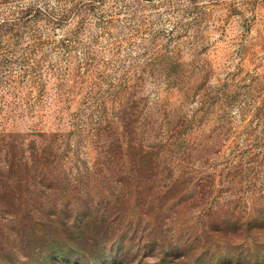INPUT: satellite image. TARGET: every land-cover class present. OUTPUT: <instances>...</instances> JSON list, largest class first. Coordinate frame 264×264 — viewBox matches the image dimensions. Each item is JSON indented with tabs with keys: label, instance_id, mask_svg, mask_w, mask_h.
<instances>
[{
	"label": "rangeland",
	"instance_id": "obj_1",
	"mask_svg": "<svg viewBox=\"0 0 264 264\" xmlns=\"http://www.w3.org/2000/svg\"><path fill=\"white\" fill-rule=\"evenodd\" d=\"M101 104L118 130L134 105L149 137L170 118L175 147L211 153L216 179L254 161L245 193L264 192V0H0V160L13 137L44 131L60 143L62 185L76 182L97 155L87 118ZM21 237L0 204V264H15ZM152 242L137 236L106 264L190 263Z\"/></svg>",
	"mask_w": 264,
	"mask_h": 264
},
{
	"label": "trees",
	"instance_id": "obj_2",
	"mask_svg": "<svg viewBox=\"0 0 264 264\" xmlns=\"http://www.w3.org/2000/svg\"><path fill=\"white\" fill-rule=\"evenodd\" d=\"M133 109L122 107L121 130L105 105L88 116L97 155L70 184L55 173L60 143L48 133L38 131L27 145L17 137L8 142L0 204L22 234L13 263L106 264L138 236L141 246L160 243L189 264L204 257L211 264H264V251L251 250L264 245V192L251 199L245 193V175L253 182L259 165L241 160L216 179L211 153L194 157L175 147L173 120H152L149 137Z\"/></svg>",
	"mask_w": 264,
	"mask_h": 264
}]
</instances>
